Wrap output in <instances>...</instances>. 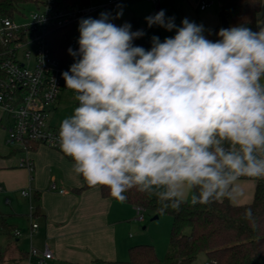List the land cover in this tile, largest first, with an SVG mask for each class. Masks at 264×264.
<instances>
[{
    "label": "clouds",
    "instance_id": "clouds-1",
    "mask_svg": "<svg viewBox=\"0 0 264 264\" xmlns=\"http://www.w3.org/2000/svg\"><path fill=\"white\" fill-rule=\"evenodd\" d=\"M122 15L80 19L68 49L61 75L78 104L58 140L71 171L120 201L133 189L154 196L161 212L235 199L242 179L264 180V26L212 40L162 9L147 26L175 34L145 49L134 44L143 30L113 22Z\"/></svg>",
    "mask_w": 264,
    "mask_h": 264
},
{
    "label": "crops",
    "instance_id": "crops-1",
    "mask_svg": "<svg viewBox=\"0 0 264 264\" xmlns=\"http://www.w3.org/2000/svg\"><path fill=\"white\" fill-rule=\"evenodd\" d=\"M204 1L210 5L201 10ZM100 3L102 2L80 4ZM120 8L123 15L113 22L118 26L127 22L132 25L133 31L143 30V38L150 44L153 36H158L163 41L165 37L175 34L174 31L169 32L159 26H147L145 17L162 9L167 17L175 18L177 26H180L184 18L202 24L206 36L215 29L222 28V13L217 0H162L158 8L149 0H122L113 17ZM259 26H264V0L257 15L256 31ZM2 115L0 110V200L9 202L8 209L12 217L6 218L0 227V236L4 237V241L0 242V264H17L22 260L29 264L31 247L40 251L49 247L55 257L50 264L118 262L120 255L123 257L131 246L126 244L124 247L122 242L126 241L124 232L127 215L131 212L133 216L136 215L137 208L104 198L97 186L78 192V189L85 186L86 181L71 171L72 160L48 147L34 148L30 155L32 170L20 168L19 163L24 155L6 144V132L1 129ZM2 184L5 185L4 188ZM51 184L55 191L51 189ZM28 186L35 194V206L24 196H21L20 201L16 200L18 202L15 204L7 199L12 191ZM256 187L257 181L242 180L240 194L237 198L230 199L231 203L235 206L251 204L255 199ZM63 190L64 193H61ZM31 214L38 220L39 225L34 231L30 225ZM16 231L21 232V236H15ZM22 232L30 233V240H24L26 237ZM39 238L41 241H38ZM2 243L5 244L4 247ZM140 244L145 243H137Z\"/></svg>",
    "mask_w": 264,
    "mask_h": 264
},
{
    "label": "built area",
    "instance_id": "built-area-1",
    "mask_svg": "<svg viewBox=\"0 0 264 264\" xmlns=\"http://www.w3.org/2000/svg\"><path fill=\"white\" fill-rule=\"evenodd\" d=\"M121 1L61 6L57 0H28L27 3L37 5V10L25 15L18 7L13 17L0 16V110L6 117L1 129L7 134L6 144L24 155L20 168L33 169L30 155L35 147L45 146L65 155L58 140L60 123H55L54 116L65 99L72 100L76 106L78 104L73 92L65 88L61 75L74 62L68 49H78L80 19L99 18L101 12L113 15ZM149 1L155 8L162 2ZM209 5L204 1L201 10ZM59 36L68 42L67 53L62 60L54 54ZM22 196L31 200L32 191L23 190ZM144 212L143 208H137L139 220H143ZM30 219L34 231L38 225L33 223V214ZM15 236H21V232L16 231ZM54 258L49 247L43 251L30 248L29 264H49Z\"/></svg>",
    "mask_w": 264,
    "mask_h": 264
},
{
    "label": "trees",
    "instance_id": "trees-1",
    "mask_svg": "<svg viewBox=\"0 0 264 264\" xmlns=\"http://www.w3.org/2000/svg\"><path fill=\"white\" fill-rule=\"evenodd\" d=\"M28 0H0V16L13 17L20 4ZM221 13L227 18L229 27L245 25L256 31L257 15L263 0H217ZM61 6H76L80 0H57ZM220 27L207 37L215 40ZM135 43L145 49L151 44L143 37ZM68 42L61 36L54 48L58 59H64ZM102 196L119 203L143 208L154 216H169L172 219L170 250L161 261L153 245L140 244L129 249L132 264H193L200 254H205L215 264H264V180H257L255 199L251 204L235 206L230 199L195 206L186 203L180 211H160L154 196L129 190L123 201L113 198L106 186H100ZM87 183L78 192L89 189ZM251 210L252 217L245 214Z\"/></svg>",
    "mask_w": 264,
    "mask_h": 264
},
{
    "label": "rangeland",
    "instance_id": "rangeland-1",
    "mask_svg": "<svg viewBox=\"0 0 264 264\" xmlns=\"http://www.w3.org/2000/svg\"><path fill=\"white\" fill-rule=\"evenodd\" d=\"M40 2H45L47 0H39ZM103 2L102 0H80V3L82 4H88L89 2L95 3V2ZM20 9H22V12L25 15L30 14L31 12L37 10L36 4H30V3H22L19 5ZM18 21L21 20V18H17ZM76 107L75 102L72 100H64V103L59 107L58 111L56 112L54 116L55 123H61V121L70 116L73 113L74 108ZM1 123H6V117L4 115L1 116ZM7 137V134H6ZM47 148V147H46ZM1 186V185H0ZM4 184H2V187L4 188ZM52 189V184H51ZM67 189V188H66ZM23 190H30L32 189L28 187L22 189L19 188L17 190L12 191L10 194H8L7 199L11 200L13 204L20 201L22 196ZM53 190V189H52ZM69 190V189H68ZM67 190V191H68ZM55 191V190H53ZM1 197V196H0ZM18 200V201H16ZM33 205L35 206V194L32 191V199H31ZM29 203V201H28ZM12 205V204H11ZM14 206V205H12ZM9 202H6L4 199L0 200V227L2 223H4V220L7 218L9 219L12 217V214L10 210ZM154 214L151 212H145L143 220H139L137 214L133 216V213L131 212L129 215H127L126 220V227L124 235L126 236V241H122L125 247L126 244L135 246L137 243L144 242L145 244L153 245L156 254L158 258L161 261H164L167 254L170 250V234L172 229V219L169 216H161L158 220H153ZM31 222V221H30ZM33 223L38 225V220L34 219ZM31 225V224H30ZM39 226V225H38ZM24 237H26L24 240L29 239L30 240V233H24L22 232ZM4 237L0 236V242L4 241ZM36 238V237H35ZM23 240V241H24ZM22 241V242H23ZM38 241H41V238L38 239ZM15 244V242H14ZM22 245V243H21ZM2 246L4 247L5 244L2 243ZM129 247V249H130ZM209 263V259L205 254H200L197 259L194 261L193 264H207ZM4 264H14L13 262H6ZM17 264H28V261H20ZM50 264V263H49ZM105 264H132L130 263L129 259V251L126 250V253H124V256L119 258V261L116 263H105Z\"/></svg>",
    "mask_w": 264,
    "mask_h": 264
},
{
    "label": "water",
    "instance_id": "water-1",
    "mask_svg": "<svg viewBox=\"0 0 264 264\" xmlns=\"http://www.w3.org/2000/svg\"><path fill=\"white\" fill-rule=\"evenodd\" d=\"M221 21H222V24H221L222 28H229V22L223 14L221 15ZM158 219H159V216L157 215L153 217V220H158Z\"/></svg>",
    "mask_w": 264,
    "mask_h": 264
}]
</instances>
